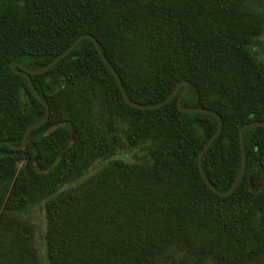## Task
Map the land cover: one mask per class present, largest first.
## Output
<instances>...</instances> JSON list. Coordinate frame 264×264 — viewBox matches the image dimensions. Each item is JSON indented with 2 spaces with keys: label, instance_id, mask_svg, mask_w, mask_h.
<instances>
[{
  "label": "trees",
  "instance_id": "1",
  "mask_svg": "<svg viewBox=\"0 0 264 264\" xmlns=\"http://www.w3.org/2000/svg\"><path fill=\"white\" fill-rule=\"evenodd\" d=\"M80 34L129 101L155 104L186 81L180 104L219 115L200 164L226 191L239 127L264 122V0H0V141L18 145L45 112L10 63L40 68ZM29 77L48 117L21 149L0 144V264H42L21 217L33 205L46 264H264V126L244 130L243 174L219 196L196 163L217 121L177 109L183 84L132 107L86 37Z\"/></svg>",
  "mask_w": 264,
  "mask_h": 264
},
{
  "label": "water",
  "instance_id": "2",
  "mask_svg": "<svg viewBox=\"0 0 264 264\" xmlns=\"http://www.w3.org/2000/svg\"><path fill=\"white\" fill-rule=\"evenodd\" d=\"M88 38L90 39V41L92 42L100 60L107 66V68L109 69V71L111 72L114 81L121 93V96L123 98V100L130 106L138 108V109H152V108H156L159 107L163 104H165L166 102H168L175 94L177 88L183 84V88L180 91V93L177 95L176 99H175V103H176V107L178 110L181 111H186V112H201V113H209L211 115H213L216 118L217 121V125L216 128L214 130V132L206 139V141L204 142L203 146L201 147V149L199 150L198 154H197V158H196V163H197V169L198 172L200 174L201 179L203 180V182L205 183V185L211 190L213 191L215 194L219 195V196H227L228 194H230L234 188V186L236 185V183L239 181V179L241 178L243 171H244V165H245V158H244V151H243V140H242V134L244 132L245 129L249 128V127H253V126H264V122H259V121H251V122H247L244 123L243 125H241L238 129V140H239V151H240V167H239V171L236 175V177L233 179V181L231 182V184L229 185V187L227 188L226 191L224 192H220L218 191L214 185L206 178V176L204 175L203 171H202V167L200 164V157L202 155V153L205 151V149L209 146L210 142L212 141V139L219 133L220 129H221V119L219 117V115L212 111V110H208V109H203L200 107H185L182 106L180 104V100L182 98V96L184 95L188 83L186 81H181L179 82L174 88L173 90L161 101L155 103V104H150V105H142V104H138L136 102H131L129 101L123 91L120 79L118 77V74L116 73V71L114 70V68L112 67V65L109 63V61L106 59V57L102 54V52L99 49V46L97 44L96 39L90 35V34H80L77 37H75L72 42L65 48L63 49L60 53H58L57 55H55L50 61H48L45 65H43L40 68L37 69H31L28 68L24 65H22L21 63L18 62H11L10 63V69L22 76L23 78H25V80L27 81V84L29 86L30 92L33 95V97L43 106L45 112L44 115L42 116L41 119H39L38 121H36L35 123L28 125L22 135H21V139L18 145H13L5 140H1L0 144L6 145L8 147L11 148H16V149H21L24 145L25 142V137L26 134L28 133V131H30L31 129H34L38 126H40L41 124L44 123V121L47 119L48 117V105L40 98V96L37 94L36 90L34 89L31 79L29 77L30 74H37V73H41L43 71H45L46 69H48L52 64H54L56 61L60 60L63 56H65L73 47L74 45L81 39V38ZM18 68V69H16ZM252 184L258 185L260 183V179H254L253 181H251Z\"/></svg>",
  "mask_w": 264,
  "mask_h": 264
},
{
  "label": "rangeland",
  "instance_id": "3",
  "mask_svg": "<svg viewBox=\"0 0 264 264\" xmlns=\"http://www.w3.org/2000/svg\"><path fill=\"white\" fill-rule=\"evenodd\" d=\"M141 154V151L135 149L134 151H121L115 155V157H123L126 160H133ZM103 161L94 162L83 174L82 178L96 171ZM80 180V179H79ZM21 217L34 225L35 233L33 237V245L37 250L39 259L42 264H46L44 259V246H43V233L45 227V221L42 208L39 205H33L28 207Z\"/></svg>",
  "mask_w": 264,
  "mask_h": 264
}]
</instances>
